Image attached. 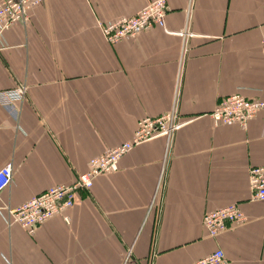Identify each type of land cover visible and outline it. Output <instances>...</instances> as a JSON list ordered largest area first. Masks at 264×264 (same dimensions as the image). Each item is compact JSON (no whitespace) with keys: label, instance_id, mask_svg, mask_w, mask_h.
Returning a JSON list of instances; mask_svg holds the SVG:
<instances>
[{"label":"crops","instance_id":"crops-1","mask_svg":"<svg viewBox=\"0 0 264 264\" xmlns=\"http://www.w3.org/2000/svg\"><path fill=\"white\" fill-rule=\"evenodd\" d=\"M153 1L44 0L5 33L0 92L25 86L27 98L18 119L0 104V170L14 168L0 193V264H194L217 250L228 264H264V202L249 178L264 168V111L246 129L211 118L233 95L264 101V0H166V30L107 42L99 22ZM178 87L191 122L170 144L124 156L78 192L68 222L56 216L33 236L9 226L3 209L72 185L141 120L171 112ZM236 204L247 222L210 237L205 217Z\"/></svg>","mask_w":264,"mask_h":264},{"label":"built area","instance_id":"built-area-1","mask_svg":"<svg viewBox=\"0 0 264 264\" xmlns=\"http://www.w3.org/2000/svg\"><path fill=\"white\" fill-rule=\"evenodd\" d=\"M44 0H1L0 1V50L4 48V35L14 26L30 22V13L43 4ZM169 8L166 0H155L137 15L122 18L114 22H99L104 38L111 45L121 41L133 39L154 28L166 30V17ZM183 37L189 33H181ZM264 53V40L262 41ZM185 55V50H184ZM27 98V88L20 86L16 89L0 92V104L16 119L20 112V104ZM179 87L175 94V103L171 112L158 118H147L138 123V128L131 141L123 143L110 152L95 157L90 161L89 171L79 176L72 185L53 187L45 193L14 208L3 209L10 227L20 226L33 236L40 227L56 216H63L68 222L66 213L76 205L78 192L90 191L97 178L115 174L119 171L120 161L136 147L150 141L165 138L170 144L176 134L191 120L181 118L178 111ZM264 111V101L250 100L237 94L223 99L211 114L215 126H235L246 129L249 123ZM14 168L12 164L0 170V193L12 185ZM165 169H163L158 193L163 183ZM250 186L254 199L264 202V168L254 167L249 172ZM155 200L152 208L154 209ZM247 217L239 205H231L225 209L207 215L204 226L212 238H217L228 230L230 226L244 225ZM194 264H228L226 255L217 250L205 259Z\"/></svg>","mask_w":264,"mask_h":264}]
</instances>
